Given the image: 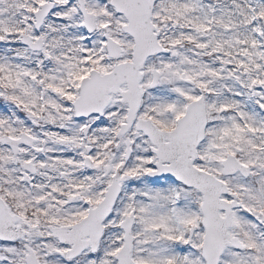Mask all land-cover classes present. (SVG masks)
Instances as JSON below:
<instances>
[{
	"label": "snow or ice",
	"instance_id": "6c2138e0",
	"mask_svg": "<svg viewBox=\"0 0 264 264\" xmlns=\"http://www.w3.org/2000/svg\"><path fill=\"white\" fill-rule=\"evenodd\" d=\"M0 264H264V0H0Z\"/></svg>",
	"mask_w": 264,
	"mask_h": 264
}]
</instances>
